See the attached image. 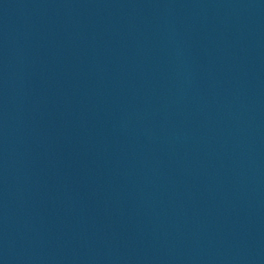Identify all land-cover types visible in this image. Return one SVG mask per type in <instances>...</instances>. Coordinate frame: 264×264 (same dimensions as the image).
<instances>
[{
	"label": "water",
	"instance_id": "obj_1",
	"mask_svg": "<svg viewBox=\"0 0 264 264\" xmlns=\"http://www.w3.org/2000/svg\"><path fill=\"white\" fill-rule=\"evenodd\" d=\"M0 264H264V0H0Z\"/></svg>",
	"mask_w": 264,
	"mask_h": 264
}]
</instances>
